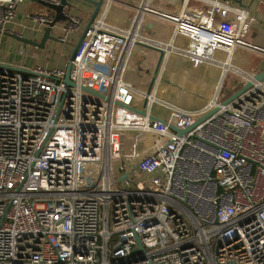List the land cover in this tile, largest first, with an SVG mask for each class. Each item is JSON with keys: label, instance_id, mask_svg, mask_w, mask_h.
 <instances>
[{"label": "built area", "instance_id": "1", "mask_svg": "<svg viewBox=\"0 0 264 264\" xmlns=\"http://www.w3.org/2000/svg\"><path fill=\"white\" fill-rule=\"evenodd\" d=\"M26 1L0 0V264H264V81L225 68L236 48L256 50L246 9L105 0L71 61L70 86L54 60H3L1 34L16 32ZM113 2L133 9L127 27L106 21ZM167 2L173 9L161 8ZM55 15L31 17L43 28ZM67 15L51 27L61 43L87 25ZM147 15L171 22L173 40L188 38L173 49L193 66L222 67L202 108L161 102L166 124L150 118L151 105L146 115L118 105L141 108L125 73L134 46L149 41ZM249 81L255 86L223 103ZM214 108L186 133L169 127L188 128Z\"/></svg>", "mask_w": 264, "mask_h": 264}, {"label": "crops", "instance_id": "2", "mask_svg": "<svg viewBox=\"0 0 264 264\" xmlns=\"http://www.w3.org/2000/svg\"><path fill=\"white\" fill-rule=\"evenodd\" d=\"M68 1L71 3V6L65 9L66 13L71 15L80 13L89 14V17L85 18V23L88 24L91 14L95 8L94 4L87 0ZM168 1L171 2V0ZM220 1L224 5L228 3L235 8L246 9L250 26L247 34V40L255 46L264 49V0H241L238 2H229V0ZM169 2H167L168 9H173V5ZM117 4L120 3L113 2L108 9L106 21L108 22L109 19V24L121 27L126 22L128 24L132 19V16L126 14V11H123L119 6H117ZM43 5L44 4L38 1L35 2L34 0H27L26 3L18 9L15 21L16 32L14 34H1V55L3 60H6L14 65H20L25 61L31 64L35 62L52 64V60H54L59 62L62 66L67 67L74 46L87 25L82 26L80 30L73 35L72 39L68 43H61L50 39L46 42L43 48L26 43L24 42V39L40 42L44 35V27H39V25L36 24L31 17L35 13L49 12V8L46 5ZM208 5H210V0L190 1L191 7L204 8ZM114 8L117 12L113 15L111 13H113L112 9ZM226 16L229 19H232L234 14L232 11H228ZM172 30L173 26L171 22L163 20L155 15H147L144 19L141 34H143L147 40L156 42L159 45L166 47L167 56L164 61L163 71L167 70V72H170L171 74L180 76L179 80L187 84L191 83L192 87H195L196 89L200 87L203 97L196 105H180L177 102H173L172 99L162 97L164 87L161 88L159 85L160 83L157 84V86L154 87V97L151 100V113L162 119L168 117L170 109L167 105L161 104V102H165L170 106L176 105L192 110L202 108L204 105L209 103L214 96L215 87L222 74V67L206 63L199 66H193L186 56L173 49V47L185 49L188 44V38L178 36L173 40ZM17 37H21L23 39L19 40ZM76 38L78 39L76 40ZM169 46L171 49H169ZM18 47H23L25 51L24 55L21 56L15 52ZM47 50L50 52V56H52L51 59H47L45 57V52ZM159 55L160 54L157 50L143 45L138 44L133 48L128 68L125 73V82L137 90V92L130 96L131 102L135 106L141 107L143 104V93L147 91L150 85ZM173 59L178 63H183L184 67L178 69L172 64L171 66H166V61L170 62ZM254 59L257 60L256 63H253ZM232 63H235L236 66L238 65V67L242 70L257 74L264 70V52L261 50L236 48L232 54ZM188 65L190 66L189 68ZM242 67H247V69ZM177 70H180V72ZM232 82L233 81L231 80V83Z\"/></svg>", "mask_w": 264, "mask_h": 264}, {"label": "water", "instance_id": "3", "mask_svg": "<svg viewBox=\"0 0 264 264\" xmlns=\"http://www.w3.org/2000/svg\"><path fill=\"white\" fill-rule=\"evenodd\" d=\"M87 1L93 3L95 8H94V10H93V12L91 14V17L89 19V22H88L85 30L82 32L79 40L75 44L74 49H73V51H72V53L70 55V59H69L68 65H67V73H66V77H65V82L68 85H70V86H74V83L69 78V73H70L71 66H72L71 61L74 59L76 51H77L81 41L83 40L87 30L91 27L92 22L95 20V18L98 16L99 12L101 11L102 5H103L105 0H87ZM43 4L46 5L48 8H50L51 10H54L56 12L54 21L50 24V26H48V28L46 29V32L44 33V35H43V37H42L40 42H34V41L30 40V39L29 40L24 39V42L29 43V44H33V45H35L37 47H40V48H43L48 40H50V39L56 40V38L53 35H51V30H52L51 27H53L57 22L66 21L68 19V15H67L65 9L67 7H69V6H71V3L68 0H60V4L59 5L52 4V3H43ZM49 28H50V30H49ZM17 38L19 40L23 39L21 37H17ZM139 45H143L145 47L152 48V49L157 50L159 52L160 55H159V58H158L157 65H156L155 70L153 72L150 85H149L147 91L145 92V97H144V101H143V104H142L141 108H135V107H132L130 105H127V104H124V103H121V102H118V105L124 106L126 108H129L130 110H132V111H134V112H136V113H138L140 115H146L147 114V109L151 105V102H152L151 98L154 97V87H155V84L157 82V77L159 75V71L161 69V66L163 65V63H164V61L166 59L167 52H166V47H163V46L159 45L156 42H152V41L140 42ZM252 47L254 49H256V50H261V51L264 52L263 48L257 47L254 44H253ZM254 80L256 82L264 81V70L259 72V73H257V74H255ZM254 86H255L254 82H252V81L247 82L244 86H242L239 90H237L233 95H231L229 98H227L223 103L227 104V103L233 101L236 97L240 96L241 94H243L244 92L248 91L249 89H251ZM217 109L218 108H214V109L210 110L209 112L204 114L202 117H200L198 120H196L188 128L180 129V128H176L173 125H169V127L171 129L175 130L178 134L186 133L187 131L193 129L196 125H198L199 123L203 122L208 117H210L213 113H215L217 111ZM150 118L154 119V120L161 121V122H163L165 124L167 123L166 120H164V119H162V118H160L158 116H155L153 114H150ZM139 245H140V243H139ZM223 264H237V263L226 262V263H223Z\"/></svg>", "mask_w": 264, "mask_h": 264}, {"label": "rangeland", "instance_id": "4", "mask_svg": "<svg viewBox=\"0 0 264 264\" xmlns=\"http://www.w3.org/2000/svg\"><path fill=\"white\" fill-rule=\"evenodd\" d=\"M34 1L37 2L36 0H34ZM120 4H117V6H119L123 11H126V14L132 16V14L134 13L133 12V9L130 8V7H128V6H126V5H123V4L120 5ZM161 8L162 9H165V10H168V8H167L166 5H162ZM49 10H50V8H49ZM112 10H113V13H111V14L114 15L115 12H117V11L115 10V8L112 9ZM78 15H81V16L83 15L84 16L83 17L84 19L89 17V14H85V13L84 14H81L80 13ZM108 22H109V19H108ZM128 24L126 22L121 27L122 28H125V27L128 26ZM47 28L48 27H44L43 28V32L44 33L46 32V29ZM49 30H50V28H49ZM77 39L78 38H76V40ZM27 40H29V39H27ZM216 57L218 59L223 60V59H225L226 55L223 52H218L217 55H216ZM166 62H167L166 63V66H168V65L171 66V64H172L175 68H178V69H181V68L184 67V64L183 63H178V62L174 61V59L171 60L170 62H168V61H166ZM256 62H257V60L254 59L253 60V63H256ZM173 63H175V64H173ZM233 65H236V64L233 63ZM189 67L190 66L188 65V68ZM237 67H238V65H237ZM163 68H164V63L161 66V69L159 71V75L157 77V82H156V85H155V86H157V84L160 83L159 84L160 87L161 88L164 87V89H163L164 92L162 93V97L172 99L173 102H177L180 105H186V106H188V105H196V104H198L200 102L201 98L203 97V93L201 92V88L200 87L197 88V89L195 87H192V84L191 83H188L187 84V83L179 80L180 79V76H176L174 74H171L170 72H167V70H164L163 71ZM242 68L247 69V67H242ZM177 71L180 72V70H177ZM229 75H231V73H229Z\"/></svg>", "mask_w": 264, "mask_h": 264}, {"label": "bare ground", "instance_id": "5", "mask_svg": "<svg viewBox=\"0 0 264 264\" xmlns=\"http://www.w3.org/2000/svg\"><path fill=\"white\" fill-rule=\"evenodd\" d=\"M138 23H139V21H138ZM138 23H137L136 27L138 26ZM169 49H171L170 46H169ZM166 56H167V55H166ZM225 62H226V63H225V68H226V69L231 68V65H232V56L229 57V58L227 59V61H225ZM151 99H153V98H151Z\"/></svg>", "mask_w": 264, "mask_h": 264}]
</instances>
